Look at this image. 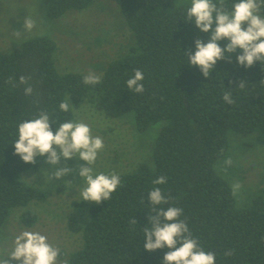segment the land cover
<instances>
[{"label":"trees","instance_id":"trees-1","mask_svg":"<svg viewBox=\"0 0 264 264\" xmlns=\"http://www.w3.org/2000/svg\"><path fill=\"white\" fill-rule=\"evenodd\" d=\"M132 33L128 51L104 69L101 83L85 85L81 72H61L56 64L58 45L49 35L27 38L11 50H0V242L12 210L44 199V189L23 180L28 171H38L43 158L28 164L14 155L18 125L37 118L41 110L54 121L53 132L63 122H76L73 108L84 100L111 118L134 113L137 129L160 130L150 163L120 175L121 186L111 199L94 203L85 223L72 221L82 233L83 246L68 256L69 264H161L165 252L144 249L143 228L150 226L152 207L147 196L160 187L169 204L183 209L181 219L205 251L216 254V264H264V190L246 206L238 204L231 183L216 170L230 149L229 132L253 136L264 144V65L251 68L217 62L210 78L198 67L188 66L184 52L195 51V39L209 37L194 23L186 22L189 3L175 0H113ZM96 0H49L46 17L57 20L72 10L81 11ZM218 2V0H217ZM236 0H225L231 11ZM264 15V9L261 10ZM228 42L223 40V48ZM143 73L144 92L130 91L126 81L135 70ZM20 76L33 88L25 96ZM17 85L12 86L9 78ZM244 81L243 87H238ZM231 92L235 101L222 99ZM70 100V110L59 105ZM163 185H154L159 176ZM136 218L137 225L131 220ZM35 212L22 215L26 226L36 223ZM231 252L232 255H225Z\"/></svg>","mask_w":264,"mask_h":264},{"label":"rangeland","instance_id":"rangeland-1","mask_svg":"<svg viewBox=\"0 0 264 264\" xmlns=\"http://www.w3.org/2000/svg\"><path fill=\"white\" fill-rule=\"evenodd\" d=\"M48 1L0 0L1 51L11 50L31 36L46 34L58 45L56 64L61 72L87 75L92 71L102 77L108 64L124 55L132 45V33L115 1L96 0L88 9L72 10L53 21L46 17ZM175 2L191 4V0ZM26 17L36 22L30 32L23 27ZM17 31L21 33L19 38L13 35ZM73 109L76 122L88 124L92 135L103 139L104 148L93 165L97 173L115 172L120 176L135 171L144 162H152L159 125L141 132L137 129L134 113L111 118L87 100ZM229 137V152L218 161L216 170L232 186L239 182L241 187L236 193L238 204L246 206L264 190V144H256L251 135L244 136L233 131L229 132ZM228 158H231L232 165L225 171L224 161ZM45 159L40 170L24 173L23 180L44 189L46 197L34 200L28 206L14 208L3 228L0 260L7 258L9 264H20L8 256L14 248L15 237L23 231L47 236L48 242L60 250L57 264H69L68 256L83 246L82 233L72 230L71 223H85L95 202L81 201L78 191L84 187V182L75 172L67 177L52 179L50 173L54 169L45 163ZM64 163L61 158L59 166H64ZM77 163L86 165V162H77L75 158L67 161L73 169ZM27 211L37 214L38 219L32 226L22 222V215Z\"/></svg>","mask_w":264,"mask_h":264},{"label":"clouds","instance_id":"clouds-1","mask_svg":"<svg viewBox=\"0 0 264 264\" xmlns=\"http://www.w3.org/2000/svg\"><path fill=\"white\" fill-rule=\"evenodd\" d=\"M264 0H236L231 11L225 7V0H191V6L186 9V22L194 23L201 33L208 35L205 43L199 36L195 39V51L184 52L188 57L189 67H198L202 75L211 77L217 62L226 60L231 63V54L241 50L236 56L238 65L245 68L253 67L257 62L264 65ZM36 25L31 17L24 20V30L30 32ZM13 35L21 36L19 31ZM227 40L225 47L220 42ZM144 76L140 70H135L134 75L126 81L128 90L142 94L144 92ZM29 78L20 76V84L27 85L24 88L25 96L33 94V88L28 83ZM13 87L17 85L9 78ZM85 85H97L101 83V77L92 71L83 77ZM244 81L238 87H243ZM225 103L231 105L235 101L231 92L222 95ZM70 100L63 101L59 109L64 112L70 110ZM54 121L50 119L47 111L41 110L37 118L24 121L18 125V139L13 143L14 155L28 164H35L36 158L46 157L45 163L54 169L50 173L52 179L67 177L70 173H76L84 182V187L78 191L81 201L95 202L111 199L112 194L121 186V178L115 172L106 174L97 173L93 165L96 163L99 152L104 148L102 137L93 136L91 127L84 122L68 121L56 127L53 132L50 125ZM64 160V166L61 164ZM75 158L77 162L84 161L86 165L77 163L73 169L67 165V161ZM227 167L232 165L231 158L224 161ZM166 177L161 175L153 180L154 185H163ZM241 185L236 182L232 186L235 195ZM148 200L152 207V213L148 214L150 226L143 230L144 249L153 252L167 248L161 264H216V254L205 251L189 230L187 221L181 219L183 209L176 206H168L170 197H167L160 187H154L149 191ZM137 225L136 218L131 220ZM60 250L48 242L47 236L39 232L23 231L14 239V248L8 257L19 261L20 264H57ZM225 255H232L226 252ZM0 264H9L7 258L0 260Z\"/></svg>","mask_w":264,"mask_h":264}]
</instances>
